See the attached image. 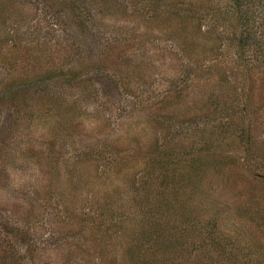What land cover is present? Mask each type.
I'll list each match as a JSON object with an SVG mask.
<instances>
[{
    "label": "rangeland",
    "instance_id": "374dc122",
    "mask_svg": "<svg viewBox=\"0 0 264 264\" xmlns=\"http://www.w3.org/2000/svg\"><path fill=\"white\" fill-rule=\"evenodd\" d=\"M185 1L0 0V90L7 73L14 87L27 77L42 87L0 101V264H127L157 144L201 154L193 202H181L241 242L228 264H264V67L237 59L236 17L230 28L214 16L224 0L175 11ZM76 71L78 87L57 94ZM77 241L90 254L69 257L63 243Z\"/></svg>",
    "mask_w": 264,
    "mask_h": 264
},
{
    "label": "trees",
    "instance_id": "16d2710c",
    "mask_svg": "<svg viewBox=\"0 0 264 264\" xmlns=\"http://www.w3.org/2000/svg\"><path fill=\"white\" fill-rule=\"evenodd\" d=\"M224 1V10L222 12L217 11L214 16H217L218 22H221L223 25L228 24L230 28L233 25V22L230 20L233 16L236 17L234 24L238 31L234 32L231 30L230 33L235 35V40H233L236 41L238 47L237 59L247 58L246 61L248 63L260 59V63L264 67V0ZM201 3V0H195L194 2L186 0L180 6H175V11L189 10L191 13L196 14L198 11L197 7H200ZM248 51L251 52L248 54ZM47 73L42 82L47 81L46 83L50 84L57 75ZM79 74L81 73L76 71L71 75L61 78L65 80L62 83L59 79L58 82L60 83L57 82L56 87L57 94L63 96L64 91H67L66 88L78 87L79 79L77 78H79ZM3 77L5 78L3 79L4 83L7 82L5 83V87L0 90V101L3 97H10L14 105L16 102L19 105L21 102H25V96L29 93L31 95L37 94L35 88L39 87L40 83L35 82L29 77L25 79L20 78L21 83L18 84V87H14V80H8V73L4 74ZM41 86L44 85L41 84ZM13 88L17 89L13 90ZM54 94L49 93V99L53 103H56L59 101V97L57 94ZM32 100L33 97H30L29 101L31 103L33 102ZM163 100L160 102L162 103ZM138 110L140 111V109ZM248 138L249 135L246 140ZM45 143L47 144V141ZM24 145L27 146V143H24L22 146ZM106 146L108 144L103 143L101 148H99L102 149ZM92 149H97V144L92 146L86 143L82 151L84 155L86 151L90 150L91 156L97 155L95 152L92 154ZM47 150L43 148L42 151L45 154ZM53 152L54 149L51 154H55ZM30 153H34V151H30ZM198 156H201V154L189 153L187 159H185L181 155H174L170 151L166 152L163 145H156L154 155L146 161L144 182L141 181L140 190L145 194L146 200L142 209L143 213L139 219L138 217L133 218V220H138V223L135 226L132 225L128 236H126L129 242L123 256L126 254V258L128 259L127 264H228L236 256L243 253L241 242L237 237H233L231 233H226L222 226L221 228L224 232L219 233L220 225L214 227L215 224L212 220H204L200 217L196 218L195 215L187 214L186 211L184 212L185 202H181V197L184 195L186 201L193 202L192 197H194L193 194L199 182L196 180L201 177V172L207 166L201 164V159ZM252 174H254V177H257L259 176L257 174L261 175L262 173L253 171ZM150 177H152L151 184L146 189ZM262 212V217H259V219L264 224V210ZM111 220L114 226L123 233L126 228L124 225L126 221L120 220L117 216H112ZM19 226L16 222L15 224L7 223V234L15 232L10 229L18 231ZM9 227L10 229H8ZM207 235L209 236L206 237ZM200 236L202 239H200ZM20 240L22 241L23 239ZM63 245L69 248V257H72L76 252L90 254L87 248L88 244H84L82 241L71 242V244L64 242ZM215 251L218 252L214 253ZM158 253L161 255L157 259L155 257ZM214 254H218L217 260L213 258ZM258 257L259 254L256 255L255 259L257 260ZM113 261L117 262L116 259H113ZM70 263L72 262H68L67 264ZM75 263L78 264L76 261Z\"/></svg>",
    "mask_w": 264,
    "mask_h": 264
}]
</instances>
